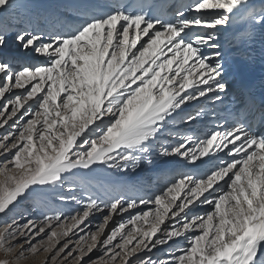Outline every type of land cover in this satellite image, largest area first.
I'll return each instance as SVG.
<instances>
[{
	"label": "snow or ice",
	"instance_id": "6c2138e0",
	"mask_svg": "<svg viewBox=\"0 0 264 264\" xmlns=\"http://www.w3.org/2000/svg\"><path fill=\"white\" fill-rule=\"evenodd\" d=\"M166 2L113 0L109 11L53 13L33 27L16 17V0H0V16L23 24H0V215L68 174L87 181L98 166L134 169L157 145L163 157L205 166L147 200L71 196L81 205L75 214L13 216L0 225V264L40 255V264H264V134L219 124L160 143L177 118L193 123L203 113L182 116L188 105L210 94L221 101L216 33L234 20L246 35L264 28V0H189L171 12ZM13 44L46 63L21 62L6 51ZM138 205L147 210L131 214ZM98 212L102 223L72 247L69 234ZM123 213L128 219L106 231ZM161 249L166 258L153 259Z\"/></svg>",
	"mask_w": 264,
	"mask_h": 264
},
{
	"label": "bare ground",
	"instance_id": "6f19581e",
	"mask_svg": "<svg viewBox=\"0 0 264 264\" xmlns=\"http://www.w3.org/2000/svg\"><path fill=\"white\" fill-rule=\"evenodd\" d=\"M38 1V0H37ZM41 2H37V6L40 7V11H47L50 10V12H54L53 5L59 3L60 6L67 5L68 9L71 12H74L77 8H90V9H96L98 12H100L101 9H103L106 5L105 0H40ZM24 3L26 5L32 4L30 0H16V3L18 6H21L20 4ZM178 0H171L170 5L168 6L167 10L169 12L175 10V6L177 4ZM189 0H180V4L176 6V8L180 7L182 4L188 3ZM250 4H256L259 6L261 3V0H249ZM34 3V2H33ZM32 6V5H30ZM23 7V6H22ZM24 6L23 8L27 11V7ZM63 8V7H62ZM36 9V7H35ZM42 13V12H41ZM58 14L65 15L64 12H58ZM4 20V19H3ZM39 22V21H38ZM216 34H218V42L220 44L219 51L221 53V62L223 64V75L221 82L226 85V89H228L229 93H226V90L223 93H220L222 99L221 101H216L215 97L213 99H204L199 100L198 102L191 103L192 105H196V107L201 106L199 109H203V113L201 116L194 121L193 123H184L181 122L180 118H177L176 122L170 126L169 132H176V141L183 138V135L185 134H192L191 130L195 127H199L200 131L197 132V135H201L202 131H205L204 124H208L210 128L216 127L219 124H223L226 128L229 124L234 125L237 123H244L246 125V121L248 118L251 120H254V117L256 116V111L258 109V106L255 104H251L248 102L247 94L240 86V68L241 65L245 61V57L243 56L240 48H239V42H237V37L235 35H232L230 31V24L227 27L221 28ZM191 104L188 105L185 110L186 114L188 109L192 112L194 108L191 107ZM221 109V110H220ZM197 111V110H196ZM185 112V111H184ZM197 113V112H196ZM244 114V120L241 122L240 114ZM185 115V114H184ZM260 117L262 118V122L258 123L257 126L253 125L251 128L259 132L258 129L261 127L264 128V114H260ZM229 125V126H230ZM207 126V125H206ZM196 129V128H195ZM190 131V132H188ZM196 131V130H195ZM169 134H165L163 137L168 136ZM162 140V138H161ZM163 142V141H162ZM164 145H168V143H162ZM173 144V143H172ZM176 164H181L182 166H185L186 173H194L196 172V168H193L191 165L188 167V164H186V161H184L180 157H174L171 158L167 165L169 169H173V166ZM111 168H107L104 166H98V170L89 174V179L87 181L82 179V173L77 172L75 175L68 174L65 178V184L70 185L72 188L69 189L68 193H77V186L78 184H74L75 182H82L83 185L88 186V190L93 193L94 196L101 197H113L114 195H117L119 192L126 198L127 196H131V194L134 191L133 182L135 179L139 180L143 177V173L136 171L135 173H131L128 175H120V177L117 176V174H113ZM166 168H161L160 171L155 172V174H163L162 172H165ZM145 178V177H144ZM57 188V187H55ZM55 188H48L43 191H37L43 193L44 191H48L49 193L45 196H39L36 199V202L39 206L45 207V209L52 208L56 203L51 200V193H55ZM66 189H62L59 185V188L57 192L55 193V197L64 196ZM136 190V189H135ZM152 191V190H151ZM59 194V195H58ZM58 195V196H57ZM55 198V199H56ZM139 198V197H138ZM147 198V195H145V198ZM61 200V199H60ZM23 199L20 201V204L10 213H8L7 216L10 218L13 213H16V211L19 210V207L22 205ZM38 206H35V211H38ZM29 206H27L26 210H28ZM34 208V207H32ZM37 209V210H36ZM32 212V210H31ZM34 212V211H33ZM38 219V218H37ZM79 229V228H77ZM41 256V255H40ZM38 261L34 262L33 264H40L41 261H43L44 257L41 256L37 258Z\"/></svg>",
	"mask_w": 264,
	"mask_h": 264
},
{
	"label": "rangeland",
	"instance_id": "374dc122",
	"mask_svg": "<svg viewBox=\"0 0 264 264\" xmlns=\"http://www.w3.org/2000/svg\"><path fill=\"white\" fill-rule=\"evenodd\" d=\"M30 2L32 4H29V5H26V4L21 2V4H20L21 6H18L15 15L19 21H23L24 24L31 23L33 27H37V26L43 27L45 17H49L53 13L64 12L65 15L68 13H71L70 10H67L68 9L67 5L60 6L59 3H57L56 5L54 4L53 5L54 12H50V10H48L49 12H47V11H40V7H38L36 5L37 2H41L40 0H38V1L37 0H30ZM30 5H32V6H30ZM22 6L23 7L26 6L27 9H29V11L28 10L26 11ZM35 7H36V9H35ZM0 24H7L10 27L23 26V24L14 23V21L12 20L11 17L5 18L3 16H0ZM216 35L218 36V34H216ZM6 51L10 55H20L22 57L21 62L46 63V59L44 57H41L39 60L34 59V57H35L34 53H27V54L20 53V50L14 44L11 45V47L9 49H6ZM228 89H226V93H229ZM213 98H214V95L210 94L209 97L201 98V100H204V99L210 100ZM191 107L192 108L195 107L193 110L196 109L197 111L195 110V112L194 111L191 112L188 109L187 114L195 115L196 112L200 111L199 108L201 106L196 107V105L191 104ZM184 111L185 112L182 114V116L184 114L187 115L186 110H184ZM240 119L242 122L243 117ZM180 120H181V122H183V120L181 118H180ZM229 125L226 128L232 127V125H230V126ZM195 128H193L191 130V133L197 134V132L200 131L199 127H195ZM209 128H210V126L208 124H204L205 131L208 130ZM3 132H4V130L0 129V135H2ZM188 132H190V131H188ZM170 133H171V135L162 137V140H160L161 144L164 142V143H168V145H169L172 143L176 144V143L180 142V140L182 138L178 141L175 140L176 136H177L176 132L173 131ZM185 135H187V134H185ZM171 158H174V156L163 157V156L159 155V145H157V150L154 151L150 155V157H148L147 159H142L134 169L131 165H129L127 171H123V170H120L117 168H111L110 170H112L113 174H117L118 177H120V175H128L131 173L133 174L136 171L143 173L142 178H140L139 180L135 179V181L133 182V186H134L133 188H134L135 192H133L131 194V196H127L125 199L133 198V199L139 200L140 198L144 199L145 195H147V198L145 199V200H147L150 196H154L155 194H158L160 191L164 190L165 187L173 179H178L180 174L186 173L185 171L187 168L185 166H182L181 164L180 165L176 164L175 166H173V169L167 168L168 167L167 163ZM149 161H151V162H149ZM186 164H188V167L190 166V164L187 161H186ZM102 167L104 168V166H102ZM204 167L205 166L202 165L200 169H197L196 172H194L192 174L193 175L199 174L201 171H203ZM161 168H166L165 172H162L163 174H161V175L155 174V172L160 171ZM74 184H78L77 193H74V194L68 193L69 189L72 188L70 185H67L65 183L60 185L61 190L66 189L64 196L69 197V199H67L65 201L60 200L61 196L59 194H58L59 197H57V198L55 197V193L57 192V190L59 188V185H57L56 186L57 188H55L56 192L51 193L52 196L49 197L56 204L52 208H49V209H45V207L42 208V206H39L36 202V200H38V199H36L37 197L44 196V195L46 196L49 193L48 191L47 192L44 191L43 193L37 192V191L30 193L26 198L23 199L22 205L19 207V210L16 211V213H13L10 218L3 217L2 215H0V225H2L5 221L10 222V219L13 216H16L18 219H20L21 216H23V217L30 218L33 220H39V219H42V217L45 213L48 215H53V214H57V213H62L64 215L75 214V211L77 209H79L81 207V205L77 204L74 200H72L71 196H76L78 199L86 201V199L89 195L94 196V194L93 193L91 194V192L88 190V186L86 184L83 185L84 183H82V182H80V184H79V182H75ZM119 195H121V192H119L117 195H114L113 197H117ZM111 198L112 197H107V196L101 197L102 200H109ZM36 205L38 206L37 207L38 209L40 208L38 211H35ZM27 206H29L31 208L26 210ZM32 207H34V208H32ZM31 210H32V212H31ZM139 210H145L146 211L147 208L144 205H138L137 209L136 210H130V213L135 214V212L139 211ZM206 210H208V206H198L196 209H194V212L203 214V212H205ZM105 214H106V212H104V213L98 212V213H95L94 215H91L90 218L88 219V221H86L85 224L81 226V228L75 229V232L77 233V235H72L70 233L69 235L71 236V238L73 240L72 247H75V241L78 240L80 236L87 235L88 231H96L97 226L100 223H102L103 217ZM128 216H129V213L114 214L113 220L109 222V225H108V228L106 229V231L110 230L112 227L117 226L119 223L126 221L128 219ZM21 222H23V220H21ZM129 227H131V226H129ZM81 229H83V231ZM44 238L46 239V237H44ZM37 239H40V238H37ZM118 240H119V238H117V241H114V243L118 242ZM33 242L35 243L36 241H33ZM61 243H63V241ZM164 252H165V249H161L160 251L153 253L152 258L156 259L159 257L160 259H165L166 257L164 255ZM26 255H27V253H26ZM99 255H102V253L101 252H95L94 254H92V259L93 260L97 259ZM41 256H43V255H41ZM41 256H39V257H41ZM36 261H38L37 258H35V259L29 258L26 261H22L21 264H33Z\"/></svg>",
	"mask_w": 264,
	"mask_h": 264
}]
</instances>
